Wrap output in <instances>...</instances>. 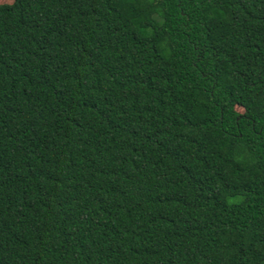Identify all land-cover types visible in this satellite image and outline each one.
<instances>
[{"label": "trees", "instance_id": "16d2710c", "mask_svg": "<svg viewBox=\"0 0 264 264\" xmlns=\"http://www.w3.org/2000/svg\"><path fill=\"white\" fill-rule=\"evenodd\" d=\"M0 264H264V0H2Z\"/></svg>", "mask_w": 264, "mask_h": 264}, {"label": "rangeland", "instance_id": "374dc122", "mask_svg": "<svg viewBox=\"0 0 264 264\" xmlns=\"http://www.w3.org/2000/svg\"><path fill=\"white\" fill-rule=\"evenodd\" d=\"M2 0H0V2H1ZM238 110H240V108H237Z\"/></svg>", "mask_w": 264, "mask_h": 264}]
</instances>
